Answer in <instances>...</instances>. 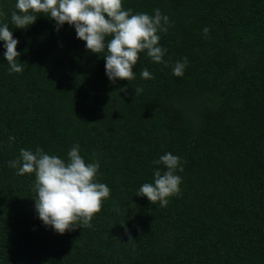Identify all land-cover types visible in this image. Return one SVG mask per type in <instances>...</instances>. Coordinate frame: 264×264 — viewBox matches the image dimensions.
Returning <instances> with one entry per match:
<instances>
[{"label": "trees", "instance_id": "1", "mask_svg": "<svg viewBox=\"0 0 264 264\" xmlns=\"http://www.w3.org/2000/svg\"><path fill=\"white\" fill-rule=\"evenodd\" d=\"M13 5L0 0L23 69L0 55V264H264V0H122L168 16L167 66L140 52L134 78L114 83L73 27L38 14L15 28ZM74 144L110 195L87 226L57 234L35 213L34 174L7 162L37 146L66 159ZM165 152L183 170L161 207L135 193Z\"/></svg>", "mask_w": 264, "mask_h": 264}, {"label": "clouds", "instance_id": "2", "mask_svg": "<svg viewBox=\"0 0 264 264\" xmlns=\"http://www.w3.org/2000/svg\"><path fill=\"white\" fill-rule=\"evenodd\" d=\"M42 15L54 23L59 30L65 23L74 28L76 38L84 42L86 50L103 53L104 70L107 79L134 78L133 68L138 53L144 52L154 63L163 62L166 49L159 43L158 32L166 31L169 18L159 9L150 16L145 12L133 13L122 7V0H14L10 21L15 28L26 29ZM209 29L202 28L205 37ZM0 55L8 64L9 72H21L18 62L20 52L18 40L13 37L8 23H0ZM20 61V60H19ZM188 61L186 57L172 66L173 76H183ZM141 78L151 79L147 69L140 71ZM126 92V86L119 89ZM136 92L140 89H136ZM13 138L10 136L9 140ZM8 166L16 169L17 175L34 174V209L37 218L45 227L57 234H63L76 227L87 226L101 203L110 195V189L96 180L98 161L86 162L79 154V145L74 144L66 153V159L49 155L39 146L35 151L21 148L19 157L9 160ZM152 182L143 183L136 195L144 196L150 203L159 202L161 207L168 204V198L180 191L182 171L180 157L165 152L152 161Z\"/></svg>", "mask_w": 264, "mask_h": 264}]
</instances>
